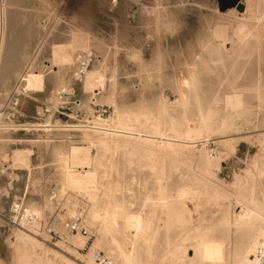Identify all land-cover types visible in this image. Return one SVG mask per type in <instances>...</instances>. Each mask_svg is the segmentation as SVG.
I'll return each mask as SVG.
<instances>
[{"label": "rangeland", "instance_id": "rangeland-1", "mask_svg": "<svg viewBox=\"0 0 264 264\" xmlns=\"http://www.w3.org/2000/svg\"><path fill=\"white\" fill-rule=\"evenodd\" d=\"M114 1L0 0V152L10 154L24 149L30 153L29 168H16V179L9 178L8 165L0 162V213L13 206H24L28 211L30 206L37 207L41 212L36 216L37 224L13 225L0 220V264H17L24 251L33 256V261L37 256L46 264H89V251L95 242L92 261L99 252L111 264L112 236L104 234L101 214L97 221H91L88 213L92 205L86 196H76L71 191L65 196L58 193L60 158L70 145L87 147L91 153L92 163L82 169L84 175L94 177L100 185L108 180L117 185L111 193L116 212H139L157 227L152 242L139 249L140 264H197L192 245L199 237L224 240L228 249L241 229L247 233L246 241L258 227L249 216L236 219L242 203L251 207L254 197V208L264 214L260 206L264 199V133L235 137L226 148L213 144L220 136L264 129V91L258 109L251 108L239 116L238 124L228 121L215 106L214 119L220 128L205 134L203 145L197 143L190 149H154L133 141L119 147L121 140L108 139L110 151L105 155L94 136L87 139L84 131L61 129L94 126L92 121L109 120L115 109L137 115L138 123L151 124L161 101H166L162 119L179 133L186 121L200 123L198 115L202 114L198 112L205 113L212 98L219 99L229 91L225 86L187 91L150 84L159 79L166 84L181 81L185 62L189 63L196 52L201 21L217 12L239 10L242 0L235 7L234 0H163L177 18L169 26L157 25L158 29L149 14L142 15L139 9L141 5L152 7L151 0ZM59 49L68 54L64 61L59 59ZM86 72H98L103 77L102 89H86ZM31 73L42 75L43 88H36L38 92L24 91ZM247 92L253 95L252 90ZM43 124L55 128L48 131ZM213 151L221 153V157L208 167L205 160ZM180 190L188 191L191 197H178ZM99 200L102 207L105 199L101 195ZM80 210L84 211V226L90 233L88 241L80 235H67L64 228ZM48 229L55 234H48ZM25 237L35 241L33 251ZM22 240L25 244L19 243ZM76 240L84 246L74 245ZM18 244L23 249L16 248ZM234 260V256L230 257V264Z\"/></svg>", "mask_w": 264, "mask_h": 264}, {"label": "bare ground", "instance_id": "bare-ground-1", "mask_svg": "<svg viewBox=\"0 0 264 264\" xmlns=\"http://www.w3.org/2000/svg\"><path fill=\"white\" fill-rule=\"evenodd\" d=\"M162 1L163 0H151L152 7L141 5V8H139L141 14L142 12L147 13V15L149 14V16L153 20V24L156 27L159 24L169 26L170 24L175 23L177 18V15L174 12L169 11L167 9V6H165ZM114 6L115 4H113V7ZM239 7H241V10L233 8L227 10L224 13L217 12L216 14L214 13L215 15L212 14V17L210 19L206 18L201 21L200 32H198L199 35L197 39V47H195L196 52L193 57H191L193 59H191L189 63L185 62V71L183 70L185 72V75L183 76L184 78L181 81L176 80L170 84H166L165 81L159 79L157 83L152 82L153 84H150V86L152 87L158 85V87L162 88L175 87L180 89L183 88L187 91L199 89L213 90L220 89L224 86L227 87L229 91L225 92V94L221 98L211 99V105L210 107L208 106L209 108L205 113L197 111L198 113L202 114L198 115L200 123L198 122V124H190L189 121L185 120L186 122L183 123V126L179 130V133H176V130H174L173 127L168 125L163 120L164 118L162 116L166 113L165 110L167 103L166 101H161V107L157 111V118L155 122L151 124L148 121L146 123H138V119L136 118L137 115L129 112L122 113L115 109L116 111L113 112L115 113L113 114L114 116L110 117L109 120H102L97 118L95 121H92L94 122V126H61V129L64 130L69 128V131H84V136H86L87 139H90L92 138V136H94V138L98 140V142L96 141V143L101 146L104 154L106 155L110 151V146L106 142L108 139L121 140L122 144H117L119 147L123 146L125 143L133 141L152 146L154 147V149H162L163 147H166L167 149L169 148L174 151L176 148H193L194 144L197 143L203 145L205 143L204 140H202L204 139V135H210V132L218 130L220 128V125H218V120L215 121L214 119L216 116L215 106L220 107L221 112L226 118H228V121L238 124L239 116L249 113L251 111V108L258 109L262 97V92L264 91V68L262 66V58L264 57V0H242L238 8ZM131 16H135V14ZM158 28L160 27H157V29ZM192 48L194 49V47ZM59 50L61 51V49ZM64 52L65 51L60 52L59 59L61 58V60H63V58L68 57V54L65 55ZM55 53L56 51H54V54ZM52 56L55 57V55ZM56 59L57 58H55V61ZM154 71L158 74L159 69L156 67ZM203 76H206L208 78H203ZM42 81L43 79L41 73H31L30 75H27V79L25 82L26 88L24 89V91L26 92L27 90H31L35 92L36 90H38V87L40 90L41 88H43V86L41 87V85L43 84ZM83 81L86 89H91V92L93 89H102V85L104 83L103 77L98 72L84 73ZM250 90H252L253 95L247 92ZM222 126L223 125H221V127ZM44 127L48 131L55 128L54 126H51L49 124L44 125ZM20 128L21 127H19V129ZM263 133L264 129H259V131H254L251 133H243L237 135L232 134L233 136H220L218 138H215L213 140L214 142L212 141V138L210 140L213 142V144L216 143L226 148L232 143L231 141L235 139V137H238V139H242L251 135H258ZM108 143H110L111 145L112 142L110 141ZM89 144L93 143L91 142ZM70 146L71 147L68 148L69 150L65 156L61 157L60 155L61 176L59 179V195L65 196L68 191H71L76 196L83 194L88 199V202L92 205L88 213L89 219L91 221H97V217L99 216V214H101V228L104 231V234L112 236V240L109 242V244H112V247H110V255L111 257H113V259L111 258L110 260L111 264H140L139 249L142 245L148 244L156 236L158 232L157 227L153 226L150 218L143 217L141 214H139V212L138 214L128 211L125 212L122 210L120 211V214L116 212L113 208L114 204L112 203L113 200L111 197V193L117 185H115L110 180L106 181L105 184L103 182L102 185H100L101 183L95 182L94 177L88 178L86 175H84L82 169L91 166L92 163L93 158L90 155L91 153H89V149L87 147L83 148L84 146L80 147L77 145ZM111 149H113V147ZM152 155L155 157L157 156V153L153 152ZM220 157L221 153L213 151L210 157H206L205 161L207 163V166L209 167L212 160L217 161L220 159ZM106 160L109 163V167H111L110 160H108V158ZM155 161L157 160L155 159ZM0 162H2L3 165H8L7 168L9 170H7L8 172H6L8 173L9 178L13 179L15 177L14 170H17L19 168H29V150L15 149L10 154H7L2 150L0 152ZM157 164L159 165V162ZM108 173L109 172L107 170V173L105 175V177L107 178L110 174ZM98 188L103 189L101 191H98ZM84 189H87L88 191L83 192L85 191ZM101 195L105 200H103L102 207H99V198L101 197ZM190 195L191 194L188 191L180 190L178 197L184 200V198L191 197ZM247 195H249V198L251 197L250 194ZM254 199L255 198L253 197V200H250L251 207L246 206L241 202L242 205L240 213L236 215V219L243 220L244 218L249 216V218L258 223V227L255 228L253 233L248 236L249 238H246L245 241L244 237L247 233L243 232L244 229H241L240 236L236 241L231 240V242L228 244L229 248L227 249L224 240L211 239L207 235L199 237L195 241L194 245H192V250H194V255H196L197 258V264H230V257L232 256H234L235 258L233 264H254V256L256 254V250L260 242L264 241V214L256 211V209L254 208L256 200ZM160 202L165 203V200H161ZM13 205H17V203L14 202ZM153 205H155L154 202ZM260 206L264 208V199L262 200V202H260ZM29 210L34 215L40 216L41 212L39 209H37V207L30 206ZM230 224L232 225L231 222H228V225ZM21 236L22 235H20V237ZM24 240H26V243L29 244L30 249L33 251V248L35 247V241L30 237H25ZM19 243L25 244L23 240L22 242L19 241ZM74 245L84 246L79 242V240H76L74 242ZM96 245L97 242H95L90 248V253L88 255L89 264H93V261L91 259V252ZM16 248H19V250L23 249L20 244H18ZM35 257L33 261V256L27 255L24 251V254L20 255L18 261L16 262L17 264H46L37 256Z\"/></svg>", "mask_w": 264, "mask_h": 264}, {"label": "built area", "instance_id": "built-area-1", "mask_svg": "<svg viewBox=\"0 0 264 264\" xmlns=\"http://www.w3.org/2000/svg\"><path fill=\"white\" fill-rule=\"evenodd\" d=\"M84 211L76 212L74 216L65 224L64 228L67 235H80L90 239V233L84 226ZM0 220L7 221L13 225L37 224L38 218L30 213L24 206H13L5 213H0ZM13 220V222L11 221ZM48 234H55L51 229L47 230ZM93 264H109L104 256L99 252H95L93 256ZM254 264H264V241H261L254 256Z\"/></svg>", "mask_w": 264, "mask_h": 264}, {"label": "water", "instance_id": "water-1", "mask_svg": "<svg viewBox=\"0 0 264 264\" xmlns=\"http://www.w3.org/2000/svg\"><path fill=\"white\" fill-rule=\"evenodd\" d=\"M239 1H240V0H234L232 6H236V4H237ZM113 2H114V0H113ZM238 6H239V5H238ZM238 9L241 10V7H239Z\"/></svg>", "mask_w": 264, "mask_h": 264}]
</instances>
